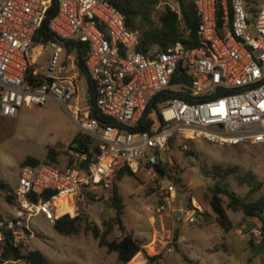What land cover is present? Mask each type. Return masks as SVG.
Masks as SVG:
<instances>
[{"label":"built area","instance_id":"built-area-1","mask_svg":"<svg viewBox=\"0 0 264 264\" xmlns=\"http://www.w3.org/2000/svg\"><path fill=\"white\" fill-rule=\"evenodd\" d=\"M193 5L198 45L176 41L140 50L139 32L125 26L108 0H0V118L52 98L76 124V138L91 142L71 140L63 168L47 162L20 168L13 194L30 212L0 218V240L9 231L13 246H20L25 233L32 236L29 218L41 214L53 223L68 212L58 213V197L71 199L75 209L86 193L109 189L123 166L156 175L154 166L166 165L171 173L172 136L220 146L264 144V0ZM52 7L47 28L56 40L36 42ZM35 45L37 55L49 48L43 68L31 55ZM77 45L87 46L84 70L93 104L82 100ZM91 107L112 122L90 118ZM164 190L165 199L173 200V186ZM192 206L185 212L188 222L202 212L195 200ZM0 264L20 261L0 258Z\"/></svg>","mask_w":264,"mask_h":264},{"label":"rangeland","instance_id":"rangeland-1","mask_svg":"<svg viewBox=\"0 0 264 264\" xmlns=\"http://www.w3.org/2000/svg\"><path fill=\"white\" fill-rule=\"evenodd\" d=\"M259 3L261 0H244ZM169 7L177 10L175 0H160L152 13L156 23L160 13ZM40 43V42H39ZM34 46L31 54L37 66L43 68L49 48ZM67 53V52H65ZM78 85L82 100L89 102L87 80L82 75ZM77 126L65 109L49 98L43 105L22 106L12 118H0V216L12 219L20 211H30L14 196L18 185L22 162L27 158L45 163L48 149L59 152L56 167L66 164L65 149L77 134ZM95 144V142H93ZM170 151L172 178L154 175L147 169H139L132 176H123L112 181L110 188L98 193H86L72 208V200L59 199L58 213L81 217L78 233L64 236L54 231L52 222L36 214L28 219L32 236L25 233L20 244L21 253L39 251L51 264H124L116 252L99 246L91 231L96 226L99 232L111 227L107 240L120 239L130 234L143 245V251L125 264H264V230L257 218H247L241 210L227 208V196L221 195L229 228L224 230L209 205L210 189L217 182L213 168L233 169L219 185L234 192L246 202L264 197V144L246 146L213 145L201 139L178 137ZM178 146H183L182 148ZM252 173L262 186L249 194V187L240 184L238 175ZM179 179V181H174ZM174 188V199L166 200L165 188ZM115 186L124 204L122 223L124 232L112 226L114 210L109 201ZM7 197H11L10 202ZM195 200L202 214L194 215V222L185 220V212ZM264 216V213H263ZM20 264H25L20 261Z\"/></svg>","mask_w":264,"mask_h":264},{"label":"trees","instance_id":"trees-1","mask_svg":"<svg viewBox=\"0 0 264 264\" xmlns=\"http://www.w3.org/2000/svg\"><path fill=\"white\" fill-rule=\"evenodd\" d=\"M124 17L125 26L130 30H136L139 32V49L146 50L151 46H156L159 49H164L167 46L173 44L176 41H181L185 46L193 47L198 45L195 36V30L198 24V18L194 11L193 0H175L178 9L171 10L169 7L160 13L158 21L155 23L152 20V13L160 3V0H108ZM52 7L48 13L47 18L43 21L39 29L34 35V40L40 43H47L55 41V37L49 32L47 28L48 18L54 12ZM70 49L71 44H65ZM77 66L80 70V74L87 80V92L89 95V102L93 104L94 92L91 82L84 70V60L87 54L86 45H77ZM33 78L31 74L26 77V83L32 84ZM90 118L97 120L100 124L111 123L112 121L99 114L94 107H91ZM148 125H141L142 129H147ZM179 136H172L169 139L170 151L175 147V142ZM79 142L81 145H85L91 142L82 141L77 139L76 136L72 139ZM179 148L182 146H178ZM59 152L55 149H48L46 154V162L55 164L57 162V156ZM39 161L33 158L25 159L22 164L36 166ZM166 165H155L154 171L161 177L172 178L170 173H166ZM233 169L222 170L221 167H214L212 174L216 176L217 182L210 189L211 196L209 199V205L213 212L217 216L219 225L227 230L229 228L227 216L225 215L221 195L227 196L229 201L227 208L232 211L241 210L247 218H257L261 221L264 230V197L246 202L239 198L234 192H229L225 187L219 185V180H224L230 174H234ZM133 173L127 166L121 167L115 174L113 181L121 179L123 176H132ZM238 181L240 184H246L249 187L248 193H254L262 186L261 182L256 181L255 176L252 173L245 175H238ZM179 181V179H174ZM5 188V185L0 183V191ZM11 197H7V201L10 202ZM32 201H36L33 197ZM109 201L114 210V218L112 226H117L121 232H124V226L122 223V215L124 204L121 196L117 192V188L113 186L109 195ZM59 211V207H57ZM197 214H202L197 213ZM1 218V216H0ZM81 217L79 215L71 216L68 213L63 214L59 218L53 221L52 227L55 232L60 235L69 236L78 233V226ZM111 227H107L105 231L99 232V229L94 226L91 229V234L94 239L98 240L99 246H105L110 252H116L117 258L121 263L129 262L139 252H144L142 243L134 239L130 234H125L120 239L107 240L108 235L111 233ZM0 258L1 261H23L25 264H51L46 258L37 250L29 251L26 254L21 253L20 246L15 247L11 241V235L9 231H3V237L0 240Z\"/></svg>","mask_w":264,"mask_h":264},{"label":"bare ground","instance_id":"bare-ground-1","mask_svg":"<svg viewBox=\"0 0 264 264\" xmlns=\"http://www.w3.org/2000/svg\"><path fill=\"white\" fill-rule=\"evenodd\" d=\"M63 197H58L56 200H55V206H57V204L59 203V199H62Z\"/></svg>","mask_w":264,"mask_h":264}]
</instances>
